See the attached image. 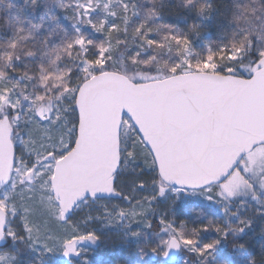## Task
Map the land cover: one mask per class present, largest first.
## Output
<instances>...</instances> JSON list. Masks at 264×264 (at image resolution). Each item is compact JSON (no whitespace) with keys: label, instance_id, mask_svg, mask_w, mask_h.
Masks as SVG:
<instances>
[{"label":"rangeland","instance_id":"1","mask_svg":"<svg viewBox=\"0 0 264 264\" xmlns=\"http://www.w3.org/2000/svg\"><path fill=\"white\" fill-rule=\"evenodd\" d=\"M87 2L88 0H71L67 7L59 8L61 18L70 21L76 33L82 28H92L85 23L83 9L79 7L81 3ZM92 6L94 10L90 12V18L98 14L100 18L97 25L104 23L102 31L93 28L94 32L104 36L106 55L113 63L117 47L109 38V28L115 25L116 29L113 31L126 32L132 19L137 17L135 1L92 0ZM118 7H120L119 12ZM75 14L77 20L73 18ZM164 18L172 22L175 27L188 25L183 18L171 16ZM214 20V13L205 10L204 15L200 17V24L191 26L185 33L184 38H187L189 44L186 49L181 45L179 74L193 71L209 73L220 71L232 74L237 71L236 68L243 59L240 52H236L233 58L230 53L223 54L218 50L211 54L212 59L200 62V66L195 64L198 62L192 60L199 52L202 39L209 35ZM150 35L147 41L140 42H136L135 37H131L130 48L134 49L136 54H145ZM95 65L90 61L85 46L74 48L69 58V66H73L71 71L74 72L70 74V83L64 92L48 102L49 106L46 109L41 108L40 101L30 90V80L20 75L16 64L8 63L6 74L0 75V116L3 117L8 112L13 115L10 116V120L15 130L13 145L17 157V164L12 173L15 187L13 179H10V182L0 190V197L8 194L12 198L9 209L14 203L16 212L14 215L7 214L6 230L11 227L18 237L12 239L6 236L7 244L4 248H0V255L5 259L0 261V264H84L85 260L88 264H101L126 252L137 256L136 244L141 239V235L152 226L153 220L157 222L161 231L158 234L159 243L155 244L158 247L152 248L147 239L142 240L146 248L145 252L149 256L153 258L156 254L163 256L169 239L176 238L182 248L177 264H185L187 254L195 256L198 260L197 264H201V255L198 256L191 249L201 246L204 234H200L195 242L184 239L171 218L173 211L190 204L215 209L223 217L220 227L221 244L224 242L225 233L227 235L228 232L237 236L235 239L240 238L235 250L230 253H217L213 258L210 257L211 263L221 260L224 264H249L253 252L264 241V146L254 149L239 163L240 167L246 170V179L251 187L243 185L236 194L229 196L225 186L240 176V173L234 170L224 182L209 187L210 191H204L203 194H201L202 190L189 191L194 193L189 195L181 191L177 200L174 189L163 184L158 178L150 153L141 143L127 118H124L120 131L121 165L116 174L115 192L104 200H86L78 204L71 217L72 227L78 229L80 233L95 232L99 239L96 242L78 241L76 248L79 255L74 253L64 255L60 241L70 235V228L56 219L60 210L48 181L49 166L53 173L54 165L44 163L43 159L55 151L54 158L58 160L69 152L61 151L68 147L69 141L75 143L77 131L74 125L77 116L74 111L73 96L76 97L75 89L92 74ZM257 68L258 66L255 65L250 71L253 72ZM37 163L40 165L34 171V182L23 184V178ZM140 184L143 187H138ZM158 187L166 188L163 197L160 196ZM25 209L28 210L27 213ZM121 210L127 215L118 218L117 213ZM25 215L39 228L41 242H35L24 231L21 217ZM161 219L168 225H174L175 231L171 226L162 230ZM147 223L151 226H146ZM241 228L244 229L242 233L239 231ZM133 233L137 235H132ZM45 241L50 246L54 245L53 251H45L43 247ZM154 262L155 260L148 259L141 264H155ZM162 263L157 262V264ZM256 264H264V257Z\"/></svg>","mask_w":264,"mask_h":264},{"label":"water","instance_id":"2","mask_svg":"<svg viewBox=\"0 0 264 264\" xmlns=\"http://www.w3.org/2000/svg\"><path fill=\"white\" fill-rule=\"evenodd\" d=\"M80 88L75 98L79 133L74 147L58 160L51 155L43 159L54 165L56 180L50 186L60 207L69 200L78 205L112 195L93 190L109 187L111 175L120 168L125 117L150 153L158 178L172 189L180 181L188 183L189 191L221 184L234 163L264 146V58L249 78L191 72L134 83L120 73L103 72ZM14 134L9 117L4 116L0 119V190L10 181L4 175L5 159L12 176ZM37 167L25 175L23 184L34 182ZM87 193L96 198L87 199ZM0 216L6 231L7 215L1 208ZM173 239L177 247L169 248ZM6 244L5 236L0 248ZM168 245L162 260L174 264L181 246L176 238H170Z\"/></svg>","mask_w":264,"mask_h":264},{"label":"trees","instance_id":"3","mask_svg":"<svg viewBox=\"0 0 264 264\" xmlns=\"http://www.w3.org/2000/svg\"><path fill=\"white\" fill-rule=\"evenodd\" d=\"M134 1L137 17L132 19L125 33L111 31L109 38L117 50L113 63L106 55L105 65H95V69H106L99 73L118 72L137 83L173 76L171 69L178 66L182 47L171 37L184 38L191 26L200 24V17L205 10L212 11L215 20L209 35L202 39L199 52L192 58L198 62L196 65L200 66V62L207 60L218 50L223 54L232 53V45H239L241 42L243 47L239 52L243 59L236 68L237 71L232 74L249 77L252 74L250 68L261 59H258V52L264 50V0H194V3H189L188 0ZM70 2L71 0H0V75L6 74L8 63L16 64L20 75L30 80V90L40 101L41 108L46 109L49 101L64 92L70 83V74L74 73L71 71L73 66H69L74 48L59 51V60L56 59L58 50H63L76 37L83 36L93 42L85 46L88 57L93 62L97 58V46H106L104 36L95 33L93 28H82L76 33L70 21L61 18L59 8L67 7ZM201 5L205 7L203 12L198 11ZM117 11H120V7ZM164 16L183 18L188 25L175 27ZM73 18L78 19L76 14ZM99 18L98 14L91 17L95 24L99 23ZM141 25L144 27L141 28ZM148 29L152 30L151 33H148ZM149 34L153 43L149 44L145 54H136L130 48L131 37H135L136 42L147 41ZM215 73L229 74L220 71ZM84 81L86 79L82 83ZM6 115L13 116L11 112ZM171 218L184 239L195 242L200 234H204L198 249H203L202 245H214L211 249H204L206 255H201V264H224L221 260L211 263L210 257L213 258L217 253L232 252L240 241V238L235 239L237 236L228 232L221 244V231L217 229H220L223 217L215 209L190 204L173 211ZM160 231L157 222L153 220L152 226L141 235L136 244L137 256L126 252L101 264H141L148 259L155 260V264L162 262V256L156 254L153 258L145 252L143 242L147 239L152 248L158 247L155 244L159 243ZM257 253V257L264 254V241L257 247ZM185 256V264H197L195 256Z\"/></svg>","mask_w":264,"mask_h":264},{"label":"snow or ice","instance_id":"4","mask_svg":"<svg viewBox=\"0 0 264 264\" xmlns=\"http://www.w3.org/2000/svg\"><path fill=\"white\" fill-rule=\"evenodd\" d=\"M35 2V0H34ZM189 3H194V0H188ZM79 7L81 9H83V13L85 16V23L88 24L89 26H91L92 28H94L96 31H102L104 28V23L101 22V24L97 25L95 23H93V21L91 20L89 14L91 11H93V6H92V0H88L87 3H81L79 5ZM105 8H107V5H105ZM205 10V7L203 5H201L198 9V11L203 12ZM113 15H115V13H112ZM144 26L141 25V28H143ZM116 26L112 25L109 28V34L111 33V31L115 30ZM151 29H148V33H151ZM77 32H79V29H77ZM171 39L173 41H176L178 46L179 45H183V47L186 49L189 41L187 40V38H180L177 36H172ZM93 42L87 40L85 37L83 36H78L76 37L72 42H69L66 47L63 50H58V54L56 59L59 60L61 59V56L59 55V51H67V49L69 48H78V47H84V46H88L91 45ZM148 43L151 44L153 43V41L151 39L148 40ZM14 46V45H13ZM243 47V42H241L239 45L237 44H233L232 45V49L233 52L230 53V55L233 56V58H235V53L239 52L240 49ZM107 54V49L104 47L103 44L98 45L97 46V58L95 61H93V64L99 65V66H103L106 64V60H105V56ZM260 58H264V50L259 51L258 52V59ZM208 59H212V56L210 55L208 57ZM43 70V69H42ZM100 71H106L105 68L101 67L99 69H94L92 74H90L89 76L86 77V80L88 79H94L95 75H97ZM172 73L175 75L180 71V67L178 66H174L171 69ZM81 91L80 87H77L75 89L76 93H79ZM75 96H73V100H75ZM74 111L77 112V120L76 123L74 125V128L77 131V134L79 133V107L75 106L74 107ZM3 117L0 116V119H2ZM74 147V142H72L71 140L68 143V147L66 149H62L61 151H70L71 148ZM130 156L132 155L131 153L129 154ZM52 157L56 156V152L53 151L51 153ZM62 158V157H61ZM11 164L12 167L15 168L16 164H17V157L15 155V148L12 147V158H11ZM3 169H4V175L6 178L8 179H13V186L15 187V181L14 178L11 176V174L8 171V161L7 159H5L3 161ZM119 165L117 166V171H119ZM235 170L236 172L240 173V176L236 179H234L230 184L226 185V191L227 194L229 196H232L234 194H236V192L239 190V188L243 185H247L248 187H251V185L248 183L247 179H246V170L242 169L240 167L239 161H237L236 163L233 164L232 168L229 169V173L227 175H231L232 171ZM35 171V170H34ZM49 176H48V181H54L56 180V174L51 172V166H49ZM227 176L222 177L221 179H226ZM115 184H116V175L115 173H113L110 177V186L107 188H102V189H98V190H93L94 192H108V193H113L115 192ZM138 187H143L142 184L138 185ZM166 191L165 187H158V192L160 194L161 197L164 196ZM183 191L185 195H189V194H194V193H190L188 190V183L184 182V181H180L178 182V186L174 189V192L177 193V200L179 199V193ZM204 191H210V188L207 185H204L202 187V191L201 194H203ZM87 199H95L96 196L95 194L92 193H87L86 194ZM21 199H23V195L21 194ZM209 199H211V197H209ZM10 202H12V198L10 195L5 194L3 197H0V208H3L4 210V214L7 215L9 213L11 214H15L16 212V208L15 205L13 203V206L11 209H9V204ZM57 206L60 207V202L59 200L57 201ZM74 206H78V205H74L73 201L69 200L67 201L63 207H60V211L59 214L57 215L56 219L64 224L65 226L70 228V235H67L66 238L62 239L60 241V247L63 249L64 255H68L70 253H74L76 255H79V252L77 251L76 245L78 241H82V240H89L92 242H96L99 237L95 232H88V233H80V231L78 229H76L75 227L71 226V217H72V208ZM27 209H25V212L27 213ZM127 215V213L124 210H121L120 212L117 213L118 218H122L123 216ZM88 219H91V217H88ZM22 223H23V227H24V231L31 237L34 239L35 242H41L40 241V232H39V228L33 223L31 222L27 215L21 217ZM109 223H111V221H109ZM3 224H4V216H0V239H3L5 236H8L12 239H17V233L14 229H12L11 227H8L7 230H3ZM146 226L150 227V223H147ZM173 227V230L175 231V227L174 225H168L166 224L163 219H161V228L162 230H165L167 227ZM206 230V228H205ZM218 231L220 229H217ZM239 231L242 233L244 231L243 228L239 229ZM132 235H137L136 233H133ZM225 238H226V233H225ZM214 245L212 244H206L203 246V249H198L193 247L191 250L193 252H196V254L199 255H206V253L204 252V249H211ZM43 247L45 249V251L51 252L54 250V245H49L48 242H43ZM169 248H174L177 247V241L175 239L171 240L169 242L168 245ZM5 257L3 255H0V261L4 260ZM84 264H88V261L85 260ZM249 264H255V259L252 258L249 262Z\"/></svg>","mask_w":264,"mask_h":264},{"label":"flooded vegetation","instance_id":"5","mask_svg":"<svg viewBox=\"0 0 264 264\" xmlns=\"http://www.w3.org/2000/svg\"><path fill=\"white\" fill-rule=\"evenodd\" d=\"M257 254H258V253H257V249H256V251L253 252V255H252L251 258H250V260H251L252 258L255 259V264H256L260 259H262V257H264V254H263L261 257H257V256H258Z\"/></svg>","mask_w":264,"mask_h":264}]
</instances>
